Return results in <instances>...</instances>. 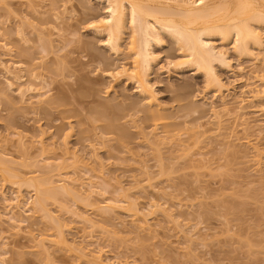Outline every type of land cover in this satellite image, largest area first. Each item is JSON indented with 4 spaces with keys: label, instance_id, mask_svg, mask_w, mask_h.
I'll list each match as a JSON object with an SVG mask.
<instances>
[{
    "label": "rangeland",
    "instance_id": "1",
    "mask_svg": "<svg viewBox=\"0 0 264 264\" xmlns=\"http://www.w3.org/2000/svg\"><path fill=\"white\" fill-rule=\"evenodd\" d=\"M106 16L99 0H0V65L19 64L0 66V152L16 175L0 169V264H264V53L213 39L229 60L218 94L164 36L148 76L158 120L118 74L131 30L115 55L94 26ZM63 176L77 194L47 212L1 197L26 203L23 181ZM48 213L67 244L45 255L38 242L60 230Z\"/></svg>",
    "mask_w": 264,
    "mask_h": 264
},
{
    "label": "bare ground",
    "instance_id": "2",
    "mask_svg": "<svg viewBox=\"0 0 264 264\" xmlns=\"http://www.w3.org/2000/svg\"><path fill=\"white\" fill-rule=\"evenodd\" d=\"M99 1L107 4V16L95 21L94 26L98 32L107 37V44L115 55L119 56L122 53L123 36L127 29L131 30L127 50L131 53L132 64L129 69L123 67V70L118 74L127 75L137 85L140 95L144 97L143 101L152 109V117L158 120L161 119L159 105L156 103L157 99L151 94L148 76L157 59L154 47L163 45L164 36L172 40L179 48L183 58L179 66L186 64L201 71L208 84L214 86L218 94H222V91L226 90V85L217 73L216 66H228L229 60L227 48L226 50L219 49L213 39H220L222 42H230L232 39L234 51L241 56H246L249 52L252 54L249 49L250 44H253L260 53H264V0ZM2 47L6 50L7 45L3 44ZM263 58L260 59L264 61ZM11 63L2 61L0 65L4 73L9 76H13L14 70L12 69L19 68V64ZM39 98L43 101L47 97L46 94H40ZM18 135L20 139H23L20 134ZM256 149L254 151L258 150ZM256 154L259 158L262 152L258 150ZM2 156L3 154L0 152L1 171L8 178L16 177L6 167ZM57 173L59 175L60 171L58 170ZM63 177H60L61 180L59 178L60 184L55 186L56 182L54 183L52 179L51 181L50 177L40 181L33 179L23 181L29 189L32 188L34 195L33 198L31 197V201L26 203H24L25 200L23 201L20 192L17 193L18 195L16 194L13 201H8L3 193L1 197L5 202H8L7 206L11 210L22 208L29 214L30 212L35 214L37 211L47 212L48 200L56 201L59 196L64 198L70 194L71 196L77 194L76 180ZM92 183H89V187ZM2 186L0 183V189ZM92 187L90 189H93ZM90 192L93 193L92 190ZM60 200L63 199L60 198ZM113 210L108 205L100 208L102 215H110ZM48 217L59 225L60 230L55 235L58 237V242L53 238L54 235L41 238L38 242V247L45 255L49 253L50 244L52 246L56 243L60 246L67 244L62 231L64 225L49 213ZM83 221L92 224L87 218ZM98 259L100 260V258Z\"/></svg>",
    "mask_w": 264,
    "mask_h": 264
}]
</instances>
